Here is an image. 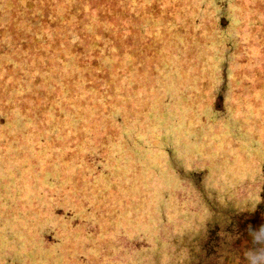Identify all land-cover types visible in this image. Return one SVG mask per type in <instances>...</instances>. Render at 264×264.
<instances>
[{"label": "rangeland", "instance_id": "rangeland-1", "mask_svg": "<svg viewBox=\"0 0 264 264\" xmlns=\"http://www.w3.org/2000/svg\"><path fill=\"white\" fill-rule=\"evenodd\" d=\"M35 1L0 0V264H264V0Z\"/></svg>", "mask_w": 264, "mask_h": 264}, {"label": "trees", "instance_id": "trees-1", "mask_svg": "<svg viewBox=\"0 0 264 264\" xmlns=\"http://www.w3.org/2000/svg\"><path fill=\"white\" fill-rule=\"evenodd\" d=\"M61 3H62V5L65 7V8H67V6L69 7V8H71V10L72 11H75V9L77 8V6H78V0H59ZM36 2H38V0H36L35 1V3ZM153 2L155 3V4H157V0H153ZM256 4H259V3H256ZM77 5V6H76ZM259 5H261V4H259ZM36 6V11L37 12H33L35 15H36V17H34V18H36V21L38 22V20H48V17L45 15H43V12H42V8L39 6V5H35ZM75 8V9H74ZM103 12L104 13H108L109 12V9H104L103 10ZM102 12V10L100 11V13H103ZM75 12H72V16L70 17V16H68V18H66V19H64V21H66V22H68V23H70L71 21H72V19L75 17ZM64 15V14H63ZM105 15V14H104ZM252 16H253V18L255 19V23H256V25L259 27L258 28V30L263 34L264 33V20L263 21H260V20H258V17L259 16H263L264 17V15H260V14H258V13H252L251 14ZM49 20H51L52 21V17L51 16H49ZM261 22V24H259ZM87 25H89L88 23H86ZM70 33H79V29H75V28H71V29H69V30H66V34H70ZM249 34H250V32H248ZM93 38V37H92ZM263 39L264 38V36H262V37H260L259 39ZM68 39H69V36H68ZM79 44V43H78ZM90 45H87L86 47L90 50V52H91V54H93V53H95L94 51H93V49L94 48H96L97 47V41L95 40V39H92V43H89ZM74 46H77L76 44H74L73 45V47H70L69 45L68 46H66V48L67 49H69V48H73L74 49ZM91 46H93V47H91ZM66 49V50H67ZM223 240V241H225L224 239H223V237H214L213 239H211V240H209V241H207V242H203V248H202V251H201V258H200V260L197 262V264H206V263H208L206 260L207 259H209L210 257H211V252L213 251L214 252V250H215V245L217 244V242H219L220 240ZM208 246L209 247H211L212 248V250L211 249H208ZM211 250V251H210ZM229 251L232 253V254H235L234 255V257H233V259L234 260H236L237 258H239V257H237L236 255V253H235V251L234 250H231L229 247H227L226 246V249L224 250V258L226 259V262L228 261V259H229V257H228V253H229ZM190 264H194V263H190Z\"/></svg>", "mask_w": 264, "mask_h": 264}]
</instances>
